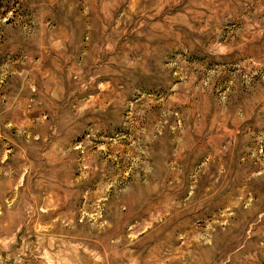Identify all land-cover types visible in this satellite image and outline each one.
<instances>
[{
  "label": "rangeland",
  "instance_id": "1",
  "mask_svg": "<svg viewBox=\"0 0 264 264\" xmlns=\"http://www.w3.org/2000/svg\"><path fill=\"white\" fill-rule=\"evenodd\" d=\"M0 264H264V0H0Z\"/></svg>",
  "mask_w": 264,
  "mask_h": 264
}]
</instances>
